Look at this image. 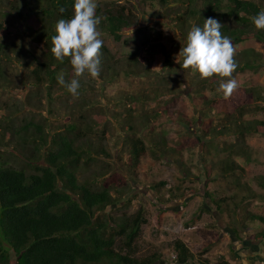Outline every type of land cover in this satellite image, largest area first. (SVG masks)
Segmentation results:
<instances>
[{
	"label": "trees",
	"instance_id": "trees-1",
	"mask_svg": "<svg viewBox=\"0 0 264 264\" xmlns=\"http://www.w3.org/2000/svg\"><path fill=\"white\" fill-rule=\"evenodd\" d=\"M159 1L168 9L179 2ZM185 1L188 2L185 12L195 17L198 11L193 4L196 0H183L184 4ZM104 2L96 0V16L101 18L98 30L119 42L124 33L137 26V21L125 6L109 7ZM202 8L205 9L204 15L197 26L202 27L204 20L209 17L224 18L225 21H219L223 25L221 33L230 37L235 47L250 40L264 44V30H257L251 20V17L264 9L261 2L202 0ZM61 9L64 11L61 12ZM72 14L73 0H0V89L8 96H13L12 93L20 89L27 93L22 105L16 94L17 102L7 101L0 105V264H158L165 258L161 252L136 257L137 241L146 223L143 210L139 209L130 217L124 214L120 219H115L113 215L117 205L129 194V189H120L116 183L104 185L110 173V164L98 156L110 158L111 155L105 149L104 140L96 138L103 118L90 119L87 115H81V124L74 122L62 125L55 121L58 115V110H54L56 101L67 92L55 93V86L63 87L58 83V77L63 75L67 83L74 78V73L70 58L60 62L52 55L51 38L55 34L57 21L70 18ZM175 18L180 32L186 38L193 25L188 23L185 13ZM138 33L143 34L142 30ZM26 43L31 44L35 51L26 48ZM140 55L134 54L130 62L138 63ZM100 59L99 77L92 78L87 74L80 77V93L93 91L100 80L106 79L104 73L113 75L116 72L108 64L110 58L104 46ZM235 61L238 67L232 78L246 72L258 75L264 69L263 54L253 49L236 53ZM167 62L170 64L168 59ZM19 67L22 68L21 72ZM227 79L213 76L200 85L219 89L220 83ZM169 100L164 98V106ZM204 102V108L208 111L205 113L202 110L201 114L212 121H218V126L210 129V132L216 133L215 139L209 138L210 133L205 132V129H199L200 136L208 139L205 149L213 147L226 154L217 165L220 171L218 175H213V168L210 167L215 162L208 165L209 159H202L203 166L210 167L206 178L211 180L217 192L223 183V189L234 191V194H223L222 197L207 191L211 204L222 218H230L229 224L224 222L232 228L231 231L226 230L232 242L238 241L245 246L253 241L263 245L264 216L248 213L246 207L239 206L236 200L239 199V190L251 192V196L240 195V203H264V194H257L245 183H241L238 174L244 172V167L235 158L241 157L247 163H257L252 150L246 145V139L255 135L264 137V120L255 117L264 111V86L251 83L238 87L227 100L205 99ZM213 109L217 110L215 115L208 116V112ZM165 112L166 109H158L145 117L140 116L142 120L137 124H132L130 120L125 122V129L134 135L131 138L132 150L129 152L131 168H136L149 151L146 140L140 136L142 131H147L148 139H157L160 144L163 142L164 146L157 147L161 148L171 144L174 134L180 139L176 132L179 128L183 136L187 132L186 126L193 124L186 114L179 113L175 118L176 125L179 124L178 129L174 133L171 114ZM246 115L253 118L248 120ZM219 127L222 128L218 130ZM230 137L235 139L234 143L226 141ZM180 144L181 141H176L173 146L180 147ZM189 147L193 148L194 145L189 144ZM167 151L162 156H155L158 159L165 156L169 158ZM101 161L107 165L101 174L80 179L83 168ZM256 181L264 188V176ZM168 184L162 181L151 189L155 192L167 188L170 196L164 202L182 199L183 196L176 192L180 186L172 189L168 188ZM203 188L207 189L205 184ZM183 191L193 192L189 189ZM135 199L132 197L127 200L123 207L131 206ZM162 212L156 217L159 226L162 225ZM196 219V216H192L190 222L193 224ZM216 243L208 241L194 253L188 243L176 239L173 243V252L177 257L175 261L177 264H188L198 254V264H209L205 255ZM218 264L229 263L223 259Z\"/></svg>",
	"mask_w": 264,
	"mask_h": 264
},
{
	"label": "rangeland",
	"instance_id": "rangeland-1",
	"mask_svg": "<svg viewBox=\"0 0 264 264\" xmlns=\"http://www.w3.org/2000/svg\"><path fill=\"white\" fill-rule=\"evenodd\" d=\"M252 1H259L264 5V0ZM104 3V5L109 4V7L125 6L134 15L137 26L124 33L123 39L119 42L114 41L107 34H102L103 46L108 50L110 58L108 64L112 65L116 72L113 75L104 73L106 79L100 80L93 91H87L84 94L79 92L74 97L65 86L60 88L55 86L56 94H63L64 91H67L56 101L54 110H58V115L56 114L55 121L62 125L74 122L81 124V120H79L81 115H87L90 119L103 118V124L98 129L96 138L104 140L105 149L111 155L110 158L105 155L98 156L110 164L108 166L110 173L106 176L104 185L116 183L120 189H129V194L125 195L117 205V210L113 215L115 219H120L124 214L130 217L142 209L146 220L137 241L136 257H146L156 251L165 255L164 259L168 260V264H177L175 260H172V254H175L173 243L176 239H181L191 246L194 253L208 241H217L215 248L207 254V256L215 255V260H217L220 251L224 252L223 249L226 245L221 246L222 238L227 236L226 226L231 220L228 216L227 219L222 218L218 211L213 208L207 191L216 197H222L226 194L230 196V194H234V191L223 189L225 185L223 183L217 192V188L211 184V180L206 178V173H209L210 167L213 168V175L219 174L217 165L226 154L224 155L222 150H216L213 147L205 149L204 145L208 139L200 136L199 129H205V132L210 133L209 138L215 139L217 137L216 133L210 132V129L218 126V121L216 119L212 121L207 116L205 118L201 111L204 110L205 113L208 111L204 108L205 99L212 101L224 98L218 89L200 85L204 84L205 80L199 79L198 74L194 76L191 69L181 68L180 63L183 58H177L180 48L185 45L186 38L180 32L175 17L185 13L188 17V23L197 25L204 15L205 9L202 8V0H196L193 4L198 11L195 17L185 12L188 2L185 1L184 4L183 0L171 5L169 9L164 7L159 0H105ZM216 20L219 22L223 21L224 18ZM139 30H142L143 34H139ZM25 47L35 51L31 44L26 43ZM235 49V54L243 50L253 49L264 56V44L258 40H250L236 46ZM35 53L37 54V52ZM138 53H141L139 62L132 64L130 60L133 59L134 54L137 55ZM167 59L170 64H168ZM146 67L149 69L148 72ZM19 71H22L21 67H19ZM234 78L238 82V87L251 83L264 86V69L258 75L246 72L244 74L239 73ZM150 90H155V92ZM12 94L13 96H8L0 89V105L7 101L17 102V99L22 105L27 95L22 89L14 91ZM15 94L18 96L17 99H15ZM45 95L47 98L46 93ZM143 97L147 99L144 100ZM166 97L171 100L165 107L163 100ZM45 103L48 109L47 99ZM158 109L159 111L166 109L167 112L165 113L171 114L174 133L178 129L179 124L176 125L175 118L177 119L179 113L186 114L193 124L186 126L187 132H184L183 136L180 133L181 128H179V131L176 132L179 133L180 139L174 134L171 144L168 143L166 147L161 148L157 147L164 146L163 142L160 144L157 139L154 141L148 139L147 131H142L140 136L146 140L149 151L136 168H131L129 152L132 150L131 138L134 135L125 129V122L130 120L132 124H137L142 120L139 119L140 116L145 117L147 114L158 111ZM216 111V109L211 110L208 112V116L215 115ZM44 113L46 114V112ZM255 117L264 120V111L259 112ZM245 118L250 120L253 116L246 115ZM221 128L217 129L220 130ZM176 141H181L180 147L179 145L173 146ZM226 141L234 143L235 139L230 137ZM198 142L203 144L198 145ZM189 144L194 145V147H189ZM246 145L252 150L253 158L257 160V163H247L245 159L236 157L235 160L244 167V172L240 171L238 174L241 178L239 180L253 192L264 194V188L256 181L257 178L264 176V137L260 135L250 136L246 139ZM164 151L168 152L169 158L165 156L158 159L155 156V154L162 156ZM203 158L209 159L208 165L213 162L215 164L206 168L202 164ZM169 160H171L170 163ZM106 166L103 161L94 162L89 168L82 169L83 175L80 179L93 177L97 173L101 174ZM162 181H167L169 183L168 188L172 189L178 188L179 185L180 188L176 189V192L183 198L164 202L170 196L167 188L155 192L151 189ZM204 184L207 189L203 188ZM97 188L100 187L97 186ZM184 189L193 190V192L187 193L183 191ZM240 195L243 197L245 195L251 196V192L239 190V199L236 202L239 203V206L246 207L248 213L264 216L263 202L247 201L240 203ZM132 197H136L135 202L127 208L123 207L126 201ZM108 211L110 212L111 209ZM160 211H163L161 226L158 225L156 218ZM192 216L197 217V221L193 224L190 222ZM228 227L231 226L228 225ZM222 231L223 233H221ZM227 237L225 241L228 240V247L230 248L233 242L229 234ZM258 244L261 249L257 252L261 253L264 251V244L260 245L259 242L249 241V244H245V249L239 248L238 251L233 250L228 251V253L225 250V255L233 264H248L246 261V259L250 260L247 257L248 253L255 252ZM245 257L246 259H244ZM258 264H260L259 261Z\"/></svg>",
	"mask_w": 264,
	"mask_h": 264
},
{
	"label": "clouds",
	"instance_id": "clouds-1",
	"mask_svg": "<svg viewBox=\"0 0 264 264\" xmlns=\"http://www.w3.org/2000/svg\"><path fill=\"white\" fill-rule=\"evenodd\" d=\"M96 0H73V14L70 18L59 19L55 24V34L51 38V53L63 62L70 58L74 78L65 82L63 75L58 83L65 86L72 96L80 89V77L85 74L92 78L100 75L101 49L104 41L98 30L101 18L96 16ZM64 10L61 9V12ZM257 30H264V9L251 17ZM223 25L214 18L204 20L203 26L193 25L186 35L185 45L177 54L182 57L183 69H191L192 74L205 80L213 76L229 78L221 82L220 91L225 100L238 88V82L232 78L238 65L235 61V46L230 37L221 33Z\"/></svg>",
	"mask_w": 264,
	"mask_h": 264
},
{
	"label": "crops",
	"instance_id": "crops-1",
	"mask_svg": "<svg viewBox=\"0 0 264 264\" xmlns=\"http://www.w3.org/2000/svg\"><path fill=\"white\" fill-rule=\"evenodd\" d=\"M226 230H228V231H231L232 230V228L231 227H228V225L226 226ZM221 233H223V231L221 232ZM226 235L228 236V233L226 232ZM227 236H224L223 238H222V244H221V246H225L224 247V252L223 251H220V256H217V260H215V255H209V256H207V254L213 249V248H215V247H213L212 249H210L209 250V252H207V254L205 255V257L210 261L209 262V264H218V262L220 261V260H223V259H225V260H227V262L229 263V264H233V262L231 263L230 261L231 260H229L228 259V257H227V255H225V250L227 251V253H228V251H232V248L233 249H236V251H238V249L240 248V249H245L244 248V244H241L240 242H233V246H232V248H229L228 246V240L227 241H225V238H228ZM187 243V242H186ZM257 249V250H256ZM256 249H255V252H253L252 254L251 253H248V258L250 259V260H247L246 259V257L244 258V259H246V261H247V263L248 264H258V261H259V263L260 264H264V251L263 252H257V251H259L261 248L259 247V244H258V246H256ZM250 255V256H249ZM198 260V257H196L195 256V258L192 260V261H189L188 262V264H198L200 261H197ZM168 261V260H167ZM164 258L158 263V264H168V262H167Z\"/></svg>",
	"mask_w": 264,
	"mask_h": 264
},
{
	"label": "built area",
	"instance_id": "built-area-1",
	"mask_svg": "<svg viewBox=\"0 0 264 264\" xmlns=\"http://www.w3.org/2000/svg\"><path fill=\"white\" fill-rule=\"evenodd\" d=\"M172 259L173 260H176L177 259L176 254H172Z\"/></svg>",
	"mask_w": 264,
	"mask_h": 264
}]
</instances>
